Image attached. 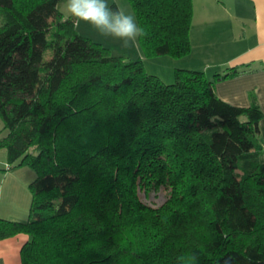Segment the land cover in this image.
Returning a JSON list of instances; mask_svg holds the SVG:
<instances>
[{"label":"trees","instance_id":"trees-1","mask_svg":"<svg viewBox=\"0 0 264 264\" xmlns=\"http://www.w3.org/2000/svg\"><path fill=\"white\" fill-rule=\"evenodd\" d=\"M64 1L0 0V148L36 174L0 240L29 236L21 264H264V112L214 91L250 65L167 84L79 34ZM128 1L143 55L190 53L193 0ZM161 186L162 205L139 199Z\"/></svg>","mask_w":264,"mask_h":264},{"label":"crops","instance_id":"crops-1","mask_svg":"<svg viewBox=\"0 0 264 264\" xmlns=\"http://www.w3.org/2000/svg\"><path fill=\"white\" fill-rule=\"evenodd\" d=\"M63 7L62 2L60 11L69 16ZM82 23L75 25L76 30L86 36L79 30ZM189 36L191 51L183 57L196 56L195 64L178 68L205 72L209 67L213 76L230 67L250 65V71L216 82L214 91L232 105L247 107L256 103L264 112V0H193ZM258 128V140L264 146V117ZM33 172L27 166L9 164L7 154L0 156V217L28 219L29 183L36 176ZM28 239L27 234L20 233L0 240V264H21V247Z\"/></svg>","mask_w":264,"mask_h":264},{"label":"rangeland","instance_id":"rangeland-1","mask_svg":"<svg viewBox=\"0 0 264 264\" xmlns=\"http://www.w3.org/2000/svg\"><path fill=\"white\" fill-rule=\"evenodd\" d=\"M106 2L109 5V7L111 5V2L116 3L118 9H123L126 14H132L135 17V14L128 0H114V1L106 0ZM63 3H65V1ZM2 24H3V14L2 11L0 10V26ZM79 30H82L83 34L84 33L88 34L86 36H89L90 38H92V40L96 42H100L103 46L108 47L112 55L123 56L129 60H135L137 58H141L145 70L149 74L159 77L163 82L167 84L172 83L174 81V71L176 68H178V66H187L189 64H195L193 63V61L196 59V56L193 58H189L190 56H187L185 58L183 57L180 59L173 58L168 55L151 56V57L145 56L141 51L138 38L135 44H132L130 47L125 48L122 46L121 40L112 37L102 36L91 24L85 22L82 23L81 29ZM94 30H96V32H94ZM51 54H52L51 49L50 48L46 49L43 53V59L44 60L49 59ZM199 62L200 64H202L201 61ZM204 71L207 77L210 78L212 76V74L209 72V67L206 68ZM7 132L8 131L5 128L4 123L0 117V140H2L7 135ZM3 154L6 155V150L4 149L0 150V156H2ZM237 173L241 174L242 171L238 169ZM168 194H169L168 189H166L163 186L148 191L146 190L138 191L139 199L144 204L153 208L162 205L167 200ZM26 212H24V214H26Z\"/></svg>","mask_w":264,"mask_h":264},{"label":"clouds","instance_id":"clouds-1","mask_svg":"<svg viewBox=\"0 0 264 264\" xmlns=\"http://www.w3.org/2000/svg\"><path fill=\"white\" fill-rule=\"evenodd\" d=\"M62 11L74 18L76 25L81 21L89 23L102 36L121 40L125 48L146 35L134 15L126 14L123 9L113 10L106 0H65Z\"/></svg>","mask_w":264,"mask_h":264}]
</instances>
